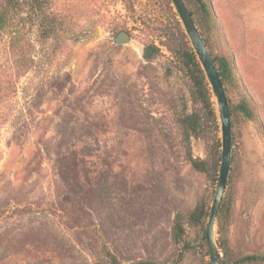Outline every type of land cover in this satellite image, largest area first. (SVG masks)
Listing matches in <instances>:
<instances>
[{
	"label": "rangeland",
	"instance_id": "rangeland-1",
	"mask_svg": "<svg viewBox=\"0 0 264 264\" xmlns=\"http://www.w3.org/2000/svg\"><path fill=\"white\" fill-rule=\"evenodd\" d=\"M203 1L208 49L230 59L240 85L231 102L246 95L264 126V0ZM45 2L44 19L27 8L0 29V264H110L108 252L123 263L211 264L208 220L188 215L198 203L210 210L219 172L196 171L188 156L214 164L222 135L187 138L181 124L202 106L179 16L164 0ZM231 155L226 242L237 263L264 255V129L239 112Z\"/></svg>",
	"mask_w": 264,
	"mask_h": 264
},
{
	"label": "trees",
	"instance_id": "trees-1",
	"mask_svg": "<svg viewBox=\"0 0 264 264\" xmlns=\"http://www.w3.org/2000/svg\"><path fill=\"white\" fill-rule=\"evenodd\" d=\"M186 2V1H185ZM194 5L196 6L197 13L201 17V21L198 20L195 16V13L190 9V3L187 5L194 21L196 22L201 34L204 38V33L207 30H210V26L212 25V12L210 8V4L203 0H192ZM165 6L171 16L176 19L179 23L178 14L175 12V8L171 2V0H164ZM31 10L33 15L38 20L44 19L46 16V2L45 0H5L4 5L0 9V29L4 28L8 19L14 17L15 15H20L22 11L25 9ZM152 11V10H151ZM147 11L149 13H144V20L150 21L153 12ZM206 24V25H205ZM47 30H45V37H52V35L56 32V25L54 22L49 24ZM206 43V39L204 38ZM207 45V43H206ZM208 47V46H207ZM211 52V51H210ZM212 54V52H211ZM213 60L221 77L222 83L225 87L226 95L229 102L230 107V115H231V124H232V144H233V128H234V115L235 112H240L238 106L243 108L244 114L247 120L249 121H257L259 126L264 129L262 122L259 118H257L255 109L250 104L249 99L246 95H241L239 103L233 105L230 99V92L234 90L240 89V85L235 76V70L232 62L226 56H214L212 54ZM184 67L187 70V73L193 83L192 94L196 101H198L202 106V114L200 115L198 112H193L181 119V124L184 127V132L187 135V138L191 136L198 137L206 128L212 129L216 134V137L219 139V133L221 131L220 118L216 110L215 102L213 101V91L212 87L207 79L206 73L198 59L197 54L194 51V48L191 46L184 53L183 56ZM222 147L220 141L217 144V160H214V164H211L206 159L201 158H193L191 155L188 156V159L192 165V167L199 172L205 173L209 176L214 174L217 175L219 170V161L221 162V154L220 148ZM213 173V174H212ZM219 176H216L215 183H217ZM227 200L223 197L218 216L216 222V233H217V244L219 247V251L223 253L222 264H264V255H251L243 257L239 262L232 263L228 262V251H227V232L229 226V215L226 212L227 208ZM230 205V203H229ZM209 217V208L204 203H198L196 207L191 211L188 215V220L190 223L194 225L203 224L208 220ZM174 237L176 240H181L183 234L185 233V228L180 216L176 218V221L173 225ZM108 256L110 258V264H163L158 263L151 260H137L130 263L121 262L115 255L108 252Z\"/></svg>",
	"mask_w": 264,
	"mask_h": 264
},
{
	"label": "water",
	"instance_id": "water-1",
	"mask_svg": "<svg viewBox=\"0 0 264 264\" xmlns=\"http://www.w3.org/2000/svg\"><path fill=\"white\" fill-rule=\"evenodd\" d=\"M175 11L177 12L183 26L188 34L191 44L195 53L206 73L207 79L212 87V91L217 99L219 118L221 124L222 135V152H221V164L219 171V178L212 201V205L209 210V217L206 226L205 238L208 246L210 262L211 264H222V255L219 251L217 244V238L215 235V227L217 222L218 212L224 197L225 190L228 184V178L230 173V166L232 160V124L228 98L226 95L225 87L222 83L221 77L213 60L212 54L208 49L204 38L199 30L193 16L185 2V0H171ZM130 40V34L127 31H121L115 37L117 44H125ZM153 49L146 47L144 58L148 59L152 54ZM238 109L244 114L243 108L238 106ZM243 118L247 120L246 116Z\"/></svg>",
	"mask_w": 264,
	"mask_h": 264
}]
</instances>
